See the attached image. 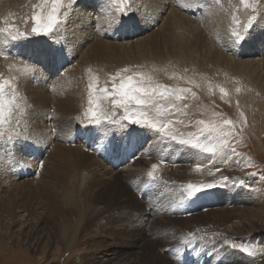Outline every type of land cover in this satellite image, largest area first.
I'll use <instances>...</instances> for the list:
<instances>
[{
  "label": "rangeland",
  "instance_id": "rangeland-1",
  "mask_svg": "<svg viewBox=\"0 0 264 264\" xmlns=\"http://www.w3.org/2000/svg\"><path fill=\"white\" fill-rule=\"evenodd\" d=\"M95 1L111 8L109 25L101 23L99 33L83 28ZM105 1L62 0L60 23L38 35L31 31L32 16L46 18L52 0H0L1 15H9L0 19V31L16 36L4 41L13 47L4 48L6 54L28 69L17 54H56L41 58L37 75L21 80L0 69V81L11 83L20 105L0 124V264H264V87L226 65L264 64V0H248L254 8L241 0H168L159 12L149 7L156 0H126L127 15L120 4ZM173 14L179 17L171 23L174 41L164 43L162 28ZM184 29L193 39H180ZM236 32L244 37L239 42ZM96 42L106 47L103 55L92 52ZM183 44L190 46L186 52ZM127 76L146 87H167V99L155 97L167 111L160 116L152 106L151 119L170 121L167 130L180 138L201 130L207 137L216 129L211 135L227 141L224 153L204 154L124 120L123 109L112 104L117 97L102 89L110 93ZM89 109L101 123L93 122ZM97 166L118 176L100 180ZM189 183L212 187L192 201ZM19 209L33 227L45 224L40 245L11 237ZM108 250L115 260L107 261Z\"/></svg>",
  "mask_w": 264,
  "mask_h": 264
},
{
  "label": "snow or ice",
  "instance_id": "snow-or-ice-1",
  "mask_svg": "<svg viewBox=\"0 0 264 264\" xmlns=\"http://www.w3.org/2000/svg\"><path fill=\"white\" fill-rule=\"evenodd\" d=\"M110 2L118 3L121 7L118 9L122 12L123 15L128 14L127 8L123 7L126 4V0H110ZM217 4L220 3V0H215ZM245 8L255 7V4H250L248 0H241ZM62 6V0H52L51 11L47 14L46 18L39 15H33L32 20L34 26L31 31L36 34L48 35L51 33L57 24L60 23L58 16L59 8ZM67 13H65V16ZM11 35V33H9ZM237 37V41H241L244 37L239 32L234 33ZM13 41L16 40L15 35H11ZM3 52H0V55H3ZM54 51H40L35 52L27 57L17 54L18 59H25L27 64H30L32 67L28 69L29 71H34L36 67L40 66L41 58L43 57H55ZM123 71H128L124 69ZM120 73H117L119 76ZM11 88V93L5 92V88ZM94 85L90 84V90ZM103 92L107 94L108 97H117L112 99V104L114 107L122 108L124 111L123 119L128 121L130 124L139 125L142 127H147L152 130H155L158 133H163L164 138L170 139L174 142L179 143L181 146H188L193 150H198L204 154H211L215 156L217 154H223L224 148L227 141L216 139L215 136L211 135L212 132H216V129H208L209 135L204 136L205 130H201L199 133H192L188 135V138H180L174 132L168 131L170 121L163 122L153 120L149 116L148 109L152 106L155 107V110L158 115L162 116L167 111L166 108H162L160 105L155 104V97L158 95L160 99H167L170 93L167 90V87H164V90H159V87L152 88L143 86L142 83L137 82L134 76H127L126 78L121 79V82L118 86L113 85L112 91L109 93L108 89L105 87L102 89ZM221 92H224V89L221 88ZM176 99H180V95H176ZM91 103V100H90ZM135 105V109L131 106ZM19 108L20 105L16 103V93L15 88L11 86L9 81H0V124L6 122L7 119H10L13 114V108ZM174 107V106H173ZM92 115V120L94 123L99 124L101 121L96 119V113L89 109ZM106 120H110V117H105ZM115 123V121H111ZM202 123V122H201ZM227 124H231V121H226ZM233 151H235L233 149ZM153 171L156 169V165H153ZM150 177L153 175L152 172L148 174ZM212 185H194L189 183L187 185V197L192 201L199 198V195L204 193L206 189L211 188ZM235 243V242H234ZM245 251L248 255L246 249H241Z\"/></svg>",
  "mask_w": 264,
  "mask_h": 264
},
{
  "label": "bare ground",
  "instance_id": "bare-ground-1",
  "mask_svg": "<svg viewBox=\"0 0 264 264\" xmlns=\"http://www.w3.org/2000/svg\"><path fill=\"white\" fill-rule=\"evenodd\" d=\"M106 1H108V0H106ZM105 1V2H106ZM14 2H15V4H21L22 3V0H14ZM85 1H83V3H84ZM158 2V3H157ZM149 3V7H152L153 8V10H157V12H159L160 10H163L164 8H165V6L168 4L169 5V2H168V0H156V1H154L153 3H152V1L151 2H148ZM171 3V2H170ZM174 2H172V4H173ZM179 3V2H178ZM183 2H181L180 4H182ZM1 4V3H0ZM85 4V3H84ZM89 4V3H88ZM100 4H101V1L99 2V1H95V3H94V5H95V11L94 10H90V12H88V9L86 10V16H88L87 18H85L84 20H83V22L85 23L84 25L85 26H83V28L86 30V31H95V33H96V31H98V33H99V31H101V29L103 28V27H105V23L106 24H108L109 23V21H110V17H109V11H110V9L109 8H106V5L104 4V6L102 7V6H100ZM108 4H110V3H108ZM3 5V4H2ZM82 5V4H81ZM167 5V6H168ZM174 5V4H173ZM1 6V5H0ZM3 6H5V5H3ZM110 6H111V4H110ZM113 6V5H112ZM182 7L184 6V5H181ZM181 6L179 7V9L181 10L182 8H181ZM85 7V6H84ZM108 7V6H107ZM141 7V6H140ZM173 7V6H172ZM171 7V8H172ZM115 8V7H114ZM169 8V7H168ZM170 8V9H171ZM174 8V7H173ZM85 9V8H84ZM83 9V10H84ZM115 10V9H114ZM159 10V11H158ZM175 10H176V8H175ZM144 11V10H143ZM185 11V10H184ZM1 12V11H0ZM111 12V11H110ZM112 12H113V10H112ZM177 12V11H176ZM179 12V11H178ZM93 13V14H92ZM171 13V12H170ZM178 14V13H177ZM82 15L83 16H85V13L84 12H82ZM94 15H96V17H95V21H93L92 20V17L94 16ZM89 16H91V17H89ZM167 16V15H166ZM182 16V15H181ZM184 16V15H183ZM182 16V17H183ZM105 17V18H104ZM117 17V16H116ZM168 17H170V16H168ZM2 18H9V15L7 16L6 14H4V15H1V13H0V19H2ZM103 18H104V20H103ZM184 18V17H183ZM205 18V17H204ZM105 19H106V21H105ZM182 19V18H181ZM191 19V18H190ZM203 19V18H202ZM9 20V19H8ZM164 20V19H163ZM223 20V19H222ZM179 21V17L177 16V15H174L173 14V16H172V20L169 22V21H167L166 20V23L163 25V28H162V32L161 33H163V37H162V40H163V42L164 43H167V42H170V41H172V43H173V38H174V36H175V31L176 30H173L172 29V27H171V23H175L176 24V22H178ZM183 21V20H182ZM198 21V20H197ZM8 22V21H7ZM187 22V21H186ZM190 22V21H189ZM101 23H102V28H101ZM93 24H96L97 25V27H96V29L92 26ZM126 24V23H125ZM181 24V23H180ZM184 23H182L181 25H183ZM186 24V23H185ZM184 24V25H185ZM189 24H191V26H192V24L193 23H189ZM5 25V24H4ZM95 25V26H96ZM109 25V24H108ZM186 25H188V24H186ZM80 26V25H79ZM110 26H112V25H110ZM161 26V25H160ZM191 26L189 25V28H191ZM198 26H199V24H198ZM75 27V26H74ZM91 27V28H90ZM108 27V26H107ZM112 27H114V26H112ZM187 27V26H186ZM204 27V26H203ZM6 28V27H5ZM183 28V27H182ZM188 28V27H187ZM196 28V27H195ZM199 28V27H198ZM214 28V27H213ZM259 28V27H258ZM186 29V28H185ZM185 29L183 30V31H181V32H183V34H182V36L180 35V33L178 34V32H177V35H180V39L182 40V38L183 39H186L187 37H189V32H191V31H185ZM191 29H194V28H191ZM191 29H189V30H191ZM202 29H204V28H202ZM262 29V28H261ZM0 30H2V29H0ZM109 30V29H108ZM194 30H196V29H194ZM194 30L192 31L193 33H194ZM85 31V32H86ZM206 31V30H205ZM3 32V31H2ZM1 31H0V48H2V49H0V52H3L4 54L3 55H0V69H2V67H3V69L4 70H7L9 73H10V75L11 76H19V78H20V80L22 79V78H24L25 77V75L26 74H28L29 72H32L33 74H36L37 73V70H34V71H29L28 70V67H26V66H23V67H21V62H20V60H15V59H12L11 57H10V55L9 54H6L5 52L6 51H4V48H9L11 51L13 50V47L12 48H10V45H7L6 44V42H8L9 40H12V39H10V38H8V37H6V35H5V32L4 33H2ZM195 32H197V31H195ZM202 32H203V30H202ZM202 32H200V33H202ZM260 32V31H259ZM264 32V31H263ZM88 33V32H87ZM153 33V32H152ZM192 33V34H193ZM205 33V32H204ZM206 33H207V31H206ZM209 33V32H208ZM196 34V33H195ZM198 34H199V32H198ZM242 34V33H241ZM253 34V33H252ZM88 35V34H87ZM98 35V34H97ZM149 35V34H148ZM153 35V34H152ZM156 35V34H155ZM206 35V34H205ZM211 35V33L209 34V36ZM260 35V34H259ZM198 36V35H197ZM201 36H203L202 34H201ZM255 36V35H254ZM115 37V36H114ZM157 37V36H156ZM196 37V36H195ZM195 37H194V40H196L197 41V39H195ZM200 37V36H199ZM153 38H155V37H153ZM158 38H159V36H158ZM190 38V37H189ZM192 39H193V37H191ZM190 38V39H191ZM201 38V37H200ZM206 38V37H205ZM252 38V37H251ZM152 39V38H151ZM178 39H179V37H178ZM190 39H188V40H190ZM204 38H202V40H203ZM260 39V38H259ZM7 40V41H6ZM73 40V39H72ZM181 40H177V42L176 43H178V45L180 46V44H181ZM187 40V41H188ZM193 40V41H194ZM206 40V39H205ZM251 40V39H250ZM262 41H263V39H261ZM260 40V41H261ZM4 41H6V42H4ZM142 41V40H141ZM195 41V42H196ZM215 41H217V40H215ZM220 41V40H219ZM259 41V40H258ZM261 41V42H262ZM245 42V41H244ZM248 42V41H247ZM246 42V43H247ZM103 43H105V42H103ZM139 43V42H138ZM164 43H163V45H164ZM188 43H189V41L187 42V45H188ZM197 43V42H196ZM242 43V42H241ZM263 43V42H262ZM170 44V43H169ZM169 44H168V46H169ZM184 44H186L185 42H184ZM184 44H183V49L185 50V52L187 51V50H189V47L188 46H184ZM254 44V43H253ZM252 44V45H253ZM112 45V44H111ZM172 45V44H171ZM177 45V44H176ZM261 46V45H260ZM17 47V46H16ZM111 47V46H110ZM109 47V48H110ZM143 47V46H142ZM141 47V48H142ZM181 47H182V45H181ZM195 47V46H194ZM256 47H257V45H256ZM25 48V47H24ZM119 48V47H118ZM121 48H123V47H121ZM126 48H128V47H126ZM130 48V47H129ZM164 48V47H163ZM170 48V47H169ZM179 48V47H178ZM192 48V47H191ZM250 48V47H249ZM258 48V47H257ZM260 48V47H259ZM259 48L258 49H255V52L257 51V50H259ZM105 49H106V47L104 46V44H101L100 42H96L95 44H94V47H93V50H92V52L95 54V55H100V54H104L105 53ZM264 49V48H263ZM26 50V49H25ZM24 50V51H25ZM176 50V49H175ZM191 50H193V48L191 49ZM245 50V49H244ZM249 50V49H248ZM254 50V49H253ZM252 50V51H253ZM91 51V50H90ZM89 51V52H90ZM88 52V53H89ZM145 52V50H142V53H144ZM13 53V52H12ZM137 53H138V51H137ZM151 53V52H150ZM177 53V52H176ZM197 54V53H196ZM236 54V53H235ZM78 55V54H77ZM125 55H126V53H125ZM139 55V54H138ZM150 55V54H149ZM257 55H259V54H257ZM2 56H4L7 60H4L3 58H2ZM115 56V55H114ZM128 56V55H127ZM146 56V55H145ZM102 57V56H101ZM86 58V57H85ZM89 58V57H88ZM98 58V57H97ZM107 58V57H106ZM105 58V59H106ZM109 58V57H108ZM129 58H131V57H129ZM128 58V59H129ZM138 58V57H137ZM143 58V57H142ZM146 58V57H145ZM18 59V58H17ZM93 59H95V58H93ZM99 59V58H98ZM102 59V58H101ZM140 59H141V57H140ZM84 60V59H83ZM96 60V59H95ZM94 60V61H95ZM112 60V59H111ZM132 60H134V59H132ZM263 60V59H262ZM42 61V60H41ZM93 61V60H92ZM91 61V62H92ZM118 61V60H117ZM120 61H122V60H120ZM126 61V60H125ZM128 61V60H127ZM259 61V60H258ZM264 61V60H263ZM87 62V61H86ZM98 62V61H97ZM105 62V61H104ZM109 62V61H108ZM113 62V61H112ZM131 62V61H130ZM236 62H238V63H234V65H232V63H230V62H226V65L228 64L229 66H234V67H236L237 69H239L240 70V72L239 73H243L244 75H245V77L246 78H248L249 80H251V81H257V83H259L258 84V86H260V85H262L263 84V86H260V89H263V87H264V64H261V63H263V62H261V63H255V64H253V63H245V62H241V63H239V61H236ZM101 63V62H100ZM86 65V64H85ZM28 66V65H27ZM30 66V65H29ZM81 66V65H80ZM82 66H84V65H82ZM31 67V66H30ZM29 67V68H30ZM80 68H82V67H80ZM85 69V68H84ZM76 71V70H75ZM78 71V70H77ZM81 72V71H80ZM8 73V74H9ZM30 74V73H29ZM72 74H74V73H72ZM37 75V74H36ZM6 76V75H5ZM77 76V75H76ZM72 77V76H71ZM16 78V77H15ZM37 78V77H36ZM57 78V77H56ZM76 78V77H75ZM17 79V78H16ZM15 79V80H16ZM65 79H67V78H65ZM77 79V78H76ZM15 80H12V82L13 81H15ZM19 80V81H20ZM18 81V82H19ZM80 81V80H79ZM17 82V83H18ZM66 82V81H65ZM64 82V83H65ZM59 83V82H58ZM69 84V83H68ZM64 85V84H63ZM17 86V85H16ZM57 84H56V87H55V89L57 88ZM18 88V87H17ZM36 88V87H35ZM66 88V87H65ZM70 89V88H69ZM80 91V90H79ZM263 91V90H262ZM68 122V121H67ZM45 135V134H44ZM46 137H47V135H46ZM49 138V137H48ZM46 140V139H45ZM5 149V148H4ZM64 149V148H63ZM61 152H63V150H61ZM66 152V154H67V151H65ZM59 153V152H58ZM71 155V154H70ZM69 155V156H70ZM57 157H58V155H56ZM81 156V155H80ZM54 157V156H53ZM56 157V158H57ZM60 157V156H59ZM67 157V156H66ZM55 158V159H56ZM67 158H69V157H67ZM73 158H75V157H73ZM85 158V157H84ZM58 159V158H57ZM61 159V158H60ZM70 159V158H69ZM71 159H72V157H71ZM68 160V159H67ZM66 161V160H65ZM72 161V160H71ZM86 160H83V162H85ZM90 161V160H89ZM61 162V161H60ZM92 162V161H91ZM95 162V161H94ZM94 162H92L93 164H94ZM58 163H59V161H58ZM72 163V162H71ZM60 164V163H59ZM67 164V163H66ZM85 164H87L88 165V163H85ZM96 164V163H95ZM98 164V163H97ZM57 165V164H56ZM61 165V164H60ZM60 165L59 166H57V167H60ZM69 165V164H68ZM68 165H67V167H68ZM50 166V165H49ZM53 166V165H52ZM73 166H75V165H73ZM84 166V165H83ZM86 166V165H85ZM84 166V167H85ZM95 166V165H94ZM91 167V166H90ZM89 166H88V168H90ZM93 168V167H92ZM91 168V169H92ZM97 168H99V169H97ZM97 168L96 167H94V169H97V171L99 172V174L98 175H101V177H100V180H102L101 178H103V179H106V181L109 179V178H114L115 179V176H118V174L117 175H115V176H113L114 175V173H112L111 172V170L108 172H106L105 171V169L104 168H100V167H98L97 166ZM68 169H69V167H68ZM72 168L70 167V170H71ZM85 168H83V170H84ZM87 169V168H86ZM55 170V169H54ZM63 170H65L64 168H63ZM70 170H69V172H70ZM66 171V170H65ZM72 171H74V168H73V170ZM86 171H88V170H86ZM168 171V170H167ZM54 172V171H53ZM76 171H74V173H75ZM82 172V170L80 171V173ZM92 172V171H91ZM95 172V171H94ZM171 172V171H170ZM173 172V171H172ZM56 173H59V172H56ZM60 173H62V172H60ZM77 173V172H76ZM86 173V172H85ZM97 173V172H96ZM168 173V172H167ZM83 174V173H82ZM87 174L89 175V173L87 172ZM113 174V175H112ZM173 174H175V172L173 173ZM65 175V174H64ZM66 175H67V173H66ZM71 175V174H70ZM75 175H77V174H75ZM79 175V174H78ZM94 175V174H93ZM92 175V176H93ZM90 176V175H89ZM91 176V177H92ZM95 176V175H94ZM53 177V176H52ZM56 177H58L57 175H56ZM66 177V176H65ZM64 177V178H65ZM80 177H81V175H80ZM79 177V178H80ZM82 177H84V176H82ZM42 178H44V177H42ZM54 178V177H53ZM67 178V177H66ZM65 178V179H66ZM68 178H70V177H68ZM86 178V177H85ZM93 178V177H92ZM96 179L98 178V177H95ZM99 179V178H98ZM210 179H211V177H210ZM53 180V179H52ZM69 180V179H68ZM72 179L70 178V181H71ZM75 180V179H74ZM84 180V179H83ZM83 180H81V181H83ZM92 180H94V179H92ZM40 181V180H39ZM45 181V180H44ZM58 181V180H57ZM66 181H67V179H66ZM69 181V182H70ZM79 181V180H78ZM88 181V180H87ZM1 182V181H0ZM8 182V181H7ZM46 182V181H45ZM44 182V183H45ZM52 182H54V181H52ZM68 182V181H67ZM80 182V181H79ZM118 182V181H117ZM2 183V182H1ZM10 183V182H9ZM43 183V184H44ZM56 183V182H55ZM54 183V184H55ZM73 182H71V184H72ZM82 183V182H81ZM92 182H90V184H91ZM109 183V182H108ZM40 184V183H39ZM58 184V183H57ZM85 184H89V183H86L85 182ZM2 185V187H3V184H1ZM107 185V184H106ZM52 187H53V184L51 185ZM58 186V185H57ZM86 186V185H85ZM95 186V185H94ZM93 186V187H94ZM103 186V185H102ZM105 186V185H104ZM120 186V185H119ZM18 187V186H17ZM39 187V186H38ZM65 187V186H64ZM82 187V186H81ZM84 187V186H83ZM88 187H89V185H88ZM108 187V186H107ZM123 187V186H122ZM7 188V187H6ZM20 188V187H19ZM24 188V187H23ZM43 188H45V187H43ZM69 188V187H68ZM91 188V187H90ZM105 188V187H104ZM121 188V187H120ZM3 189V188H2ZM21 189V188H20ZM27 189V188H26ZM60 189H62L63 190V187L61 188L60 187ZM60 189H59V191H60ZM83 189H85V188H83ZM11 190V189H10ZM9 190V191H10ZM16 190V189H15ZM72 190V189H71ZM70 190V191H71ZM90 190V189H89ZM95 190H97V189H95ZM99 190V189H98ZM97 190V191H98ZM123 190H125V189H123ZM13 191V190H12ZM83 190H81V192H82ZM4 192V191H3ZM18 192V191H17ZM67 192V191H66ZM81 192H80V194H81ZM85 192H86V189H85ZM87 192H88V190H87ZM14 195H17V194H14ZM59 195V194H58ZM63 195V194H62ZM66 195V194H65ZM64 195V196H65ZM69 195V194H68ZM75 195V194H74ZM21 196V195H20ZM54 196V195H53ZM60 196V195H59ZM59 196H57V198L59 197ZM83 196V195H82ZM123 196V195H122ZM1 197V196H0ZM18 197H19V195H18ZM66 197V196H65ZM64 197V198H65ZM125 196H123V198H124ZM21 198V197H20ZM5 199V198H4ZM3 199V200H4ZM22 199V198H21ZM61 199V198H60ZM63 199V198H62ZM70 199V198H69ZM2 200V199H1ZM9 200V199H8ZM66 200H68V199H66ZM18 201V200H17ZM64 201V200H63ZM73 201H75V200H73ZM72 201V202H73ZM121 201V200H120ZM8 202V201H7ZM118 202V201H117ZM14 203V202H13ZM79 203V202H78ZM7 204V203H6ZM44 204H46V203H44ZM43 204V205H44ZM66 204V203H65ZM73 204H75V203H73ZM72 204V205H73ZM77 204V203H76ZM17 205H18V203H17ZM43 205H41V206H43ZM264 205V204H263ZM70 206V205H69ZM78 206V205H77ZM10 207V206H9ZM21 207V206H20ZM22 207H24V206H22ZM43 207H45V206H43ZM21 209V208H20ZM18 210L17 212H16V215H15V217H14V219H13V222H11L10 223V228H11V232H10V235H11V237L13 238H15L17 241L19 240V238L22 236L23 237V239H24V241H28L29 243H30V245L31 246H34V247H36V246H38V245H40L42 242V240L44 239V238H46V234L45 233H47V232H45V228L43 227V225H45V224H41V225H39V228L37 227V228H35V227H33L31 224H30V220H27V218L29 217V215L28 214H26L27 212L25 211V209L24 210ZM9 210V209H8ZM46 210V209H45ZM11 211H13V209H11ZM43 211V210H42ZM251 211V210H250ZM3 213V212H2ZM10 213V212H9ZM248 213V212H247ZM250 213V212H249ZM251 214V213H250ZM210 215V214H209ZM249 215V214H248ZM244 216V215H243ZM246 216L247 215H245L244 217L246 218ZM250 217V216H249ZM248 221V220H247ZM253 221V220H252ZM197 222V221H196ZM254 222V221H253ZM250 228V227H249ZM251 229H253V228H251ZM249 230V229H248ZM253 232V231H252ZM251 232V233H252ZM214 240V239H213ZM149 244V243H148ZM109 252V254H110V257H109V259H107V261L109 260V261H113V260H115V257H114V254H111L110 253V250H108ZM157 262V261H156Z\"/></svg>",
  "mask_w": 264,
  "mask_h": 264
}]
</instances>
